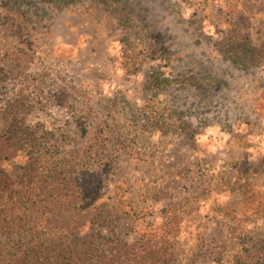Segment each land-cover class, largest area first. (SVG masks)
<instances>
[{"label":"rangeland","instance_id":"rangeland-1","mask_svg":"<svg viewBox=\"0 0 264 264\" xmlns=\"http://www.w3.org/2000/svg\"><path fill=\"white\" fill-rule=\"evenodd\" d=\"M236 41L256 63L227 65ZM13 99L42 145L32 174L26 150L0 156V221L38 217L51 175L114 207L83 231L101 248L264 264V0H0V111ZM16 239L0 230V264Z\"/></svg>","mask_w":264,"mask_h":264},{"label":"trees","instance_id":"trees-1","mask_svg":"<svg viewBox=\"0 0 264 264\" xmlns=\"http://www.w3.org/2000/svg\"><path fill=\"white\" fill-rule=\"evenodd\" d=\"M235 44L230 48L233 57L228 60L227 65L238 62L245 68L251 63H256L258 57L254 49L248 48L245 42L236 41ZM12 69L8 67L4 71V76L7 75L8 70L13 73ZM27 113L28 106L24 99H13L0 111V156H15L18 152L26 150V165L22 167L26 175L32 174L39 164L38 155L42 145V136L24 123ZM49 176L55 179L54 176L46 175L42 179L44 186H38L41 190L46 189L45 193H42L44 199H41L44 210L38 217L34 215V212L28 217L24 215V220L20 219V225L13 223V220L0 221V230L5 229L8 233L16 234V241L21 240L23 236L29 237L28 246L20 249L18 253H13L12 257H7L6 264L151 263L148 261L152 256L150 247L139 250L123 245L114 249H104L95 245L91 241L94 236L84 234L83 231L93 224H97L98 227L105 226L111 218L114 207L103 204L90 210L89 204L81 197L80 188L75 190L69 187V183L60 184L53 180L47 183L45 181L50 178ZM50 225L62 231V235L55 236L49 232L37 230L39 227L49 229Z\"/></svg>","mask_w":264,"mask_h":264}]
</instances>
